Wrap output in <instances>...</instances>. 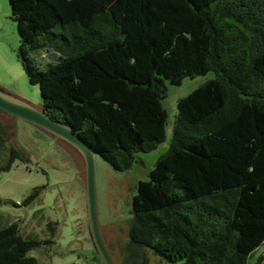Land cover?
Instances as JSON below:
<instances>
[{"label":"trees","instance_id":"trees-1","mask_svg":"<svg viewBox=\"0 0 264 264\" xmlns=\"http://www.w3.org/2000/svg\"><path fill=\"white\" fill-rule=\"evenodd\" d=\"M9 3L41 110L115 171L165 141L168 86L214 72L178 100L170 148L136 185L128 248L180 264H264V254L251 262L264 243V0ZM9 140L0 123V173L30 161ZM47 227L54 238L57 223ZM52 242L0 228V264H39L29 252ZM141 264L161 263L144 254Z\"/></svg>","mask_w":264,"mask_h":264},{"label":"rangeland","instance_id":"rangeland-1","mask_svg":"<svg viewBox=\"0 0 264 264\" xmlns=\"http://www.w3.org/2000/svg\"><path fill=\"white\" fill-rule=\"evenodd\" d=\"M19 45L9 0H0V89L41 110L40 90L29 82L18 59ZM214 76V72H209L185 78L180 85L168 86L163 99L169 115L166 139L155 150L139 153V162L132 169L115 171L95 156L99 229L115 264H141L144 254L155 263L180 264L161 261L143 249L128 248L132 199L139 180L148 179L155 162L170 148L178 100ZM0 123L9 129V143L30 157L28 163L17 160L9 171L0 173V228L17 224L24 237L53 240L29 252L39 264H95L86 163L81 152L70 143L1 110ZM37 187L42 188L39 197L24 205ZM51 222L57 223L54 238L47 227ZM262 251L264 243L251 262Z\"/></svg>","mask_w":264,"mask_h":264},{"label":"water","instance_id":"water-1","mask_svg":"<svg viewBox=\"0 0 264 264\" xmlns=\"http://www.w3.org/2000/svg\"><path fill=\"white\" fill-rule=\"evenodd\" d=\"M0 110L70 143L81 152L86 163V190L94 240L105 264H115L99 229L96 196V158L91 148L64 124L55 121L42 110L1 89Z\"/></svg>","mask_w":264,"mask_h":264},{"label":"crops","instance_id":"crops-1","mask_svg":"<svg viewBox=\"0 0 264 264\" xmlns=\"http://www.w3.org/2000/svg\"><path fill=\"white\" fill-rule=\"evenodd\" d=\"M258 253H259V254H257V255L259 256V255H262V254H264V251H262V252H258Z\"/></svg>","mask_w":264,"mask_h":264},{"label":"flooded vegetation","instance_id":"flooded-vegetation-1","mask_svg":"<svg viewBox=\"0 0 264 264\" xmlns=\"http://www.w3.org/2000/svg\"><path fill=\"white\" fill-rule=\"evenodd\" d=\"M38 129V128H37ZM40 130V129H39ZM42 131V130H41Z\"/></svg>","mask_w":264,"mask_h":264}]
</instances>
